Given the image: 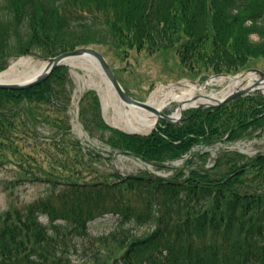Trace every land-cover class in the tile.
Instances as JSON below:
<instances>
[{
  "label": "trees",
  "instance_id": "obj_1",
  "mask_svg": "<svg viewBox=\"0 0 264 264\" xmlns=\"http://www.w3.org/2000/svg\"><path fill=\"white\" fill-rule=\"evenodd\" d=\"M13 2V31L0 32V71L10 57H54L91 46L95 32L110 35L111 45L124 53L130 46L149 54L172 50L186 70L203 72L202 80L236 74L264 58V0ZM13 38L17 45L11 54L7 48L11 49ZM40 44L44 47L37 53L34 48ZM69 82L68 69L57 67L36 87L0 89V168L17 161L19 171L16 179L3 181L5 189L29 182L26 175L42 168L36 153L28 151L41 138L39 124L53 126L62 138L53 145L66 156L54 157L52 164L67 172L74 154H81L78 143L66 138L70 98L63 94ZM87 98L97 109L99 101L94 92L81 101L80 118L90 131L84 119ZM93 113L95 124L111 134L101 139L112 150L164 163L181 158L195 144L249 136V131L264 125V97L255 93L219 108L186 111L179 123L160 122L148 136L111 129L96 109ZM63 139L70 149L63 147ZM235 155L227 160L226 155L218 156L211 169L193 168L185 174L193 161L189 159L174 173L173 180L179 184L114 175L112 182L79 185L62 180L57 168L51 167L53 171L47 172L56 180L47 182L45 197L18 208L10 206L0 214V264H76L59 256L67 247H53L46 227L59 229L60 223L69 231L62 239H85L88 223L107 212L117 216L114 229L90 237L91 252L83 248L80 253L73 246L80 255L77 264H264V152L247 161ZM103 199L110 200L111 206L96 210L93 200ZM40 216L47 217V226ZM152 223L151 233L139 234L141 227L150 228Z\"/></svg>",
  "mask_w": 264,
  "mask_h": 264
},
{
  "label": "rangeland",
  "instance_id": "obj_2",
  "mask_svg": "<svg viewBox=\"0 0 264 264\" xmlns=\"http://www.w3.org/2000/svg\"><path fill=\"white\" fill-rule=\"evenodd\" d=\"M15 4L13 0H0V32L8 29L13 31V12ZM26 32V28H23ZM94 44L89 46L93 49L101 52L108 63L111 65L117 78L122 84L124 90L133 99L140 102H147L151 93L159 87L174 85L184 82H190L193 84H203L207 80H202L204 76L203 72L199 71H189L186 70L178 59L177 54L172 51H157L149 54L148 51L142 49L138 50L136 46H130L124 52L116 48L115 45H111L110 35L103 34L101 32L94 33L91 36ZM256 40V37H253ZM24 41L23 43H25ZM17 45V41L11 40L10 48L7 51L14 53ZM28 45V42L25 44ZM44 47L43 44L38 45L34 48L37 53L41 52ZM18 50V49H17ZM35 59H44L42 57L33 56ZM19 57H10L6 59L7 68H9ZM46 58V57H45ZM2 64V62H0ZM68 68V78L70 84L67 83L66 89L67 94L64 96H69L70 103L67 109V115L69 117L70 133L67 134L66 138L71 141H75L81 148V154L74 152H68L70 157L76 156L72 162L73 167L69 171H64L59 169L55 164H52L54 157H58L59 160L65 158V154H61L60 150L54 148L53 143L62 140L61 135L56 133V129L53 126H48L44 124H39L37 126V132L40 135L38 142L35 144L37 147L34 149L28 148L30 153L35 152L36 158L42 162L41 169H34L29 175H26L29 182L22 183L21 185L15 187L13 190L5 189V184L3 181H9L11 179H16L19 173L17 161H12L6 163L4 167L0 168V214L4 213L9 209L10 206L21 207L25 206L36 199L45 197L48 193L49 186L47 182L56 180L55 175H49L47 171H53L51 167H55L56 172H60L59 175L62 180L69 181V183H78L79 185H92L94 183H101L108 180L112 182L114 180V175L128 176L141 174L143 170V164L140 163L136 158L128 157L121 153H112V149L107 146V144L102 140V135L105 138L111 135L109 132L102 131L98 124L96 125L94 120L96 118L93 116V109L97 110L99 117L102 122L107 126L109 121L112 119L114 112L112 108H108L104 111L99 94L94 90H89L88 87L84 86V81L89 79L88 75H91L95 80L101 81V78L92 71L84 70H72ZM251 68L258 69L264 73V58L255 60ZM244 71V70H243ZM243 71H240L237 75ZM82 78V79H81ZM221 87L219 85H213L207 88L208 91L219 90ZM81 90V91H80ZM88 91H93L98 97V109L94 106L93 100L87 98L84 101V119H87L91 130H87L85 125L82 124V119L78 113L81 112V100L84 98V94ZM69 93V95H68ZM253 95V94H252ZM262 95V94H261ZM263 96V95H262ZM264 97V96H263ZM176 104H173L174 108ZM194 109H188L190 111ZM185 111V112H186ZM96 113V112H95ZM167 114H171V110L166 111ZM160 123V121H159ZM110 128V127H109ZM113 129V128H111ZM115 130V129H114ZM250 133L249 136L241 137L244 144H233L230 146L229 143H221L217 141L210 144L206 149L209 150L208 155L205 158H194L192 164L185 167V171L189 169L198 168L200 170H209L214 166V160L218 156L226 155V160L230 157H235V154L242 153L243 161H247L248 158L254 156L257 151H264V125L261 128ZM33 137V136H30ZM67 139H63V147H69ZM237 145V146H234ZM73 146V145H72ZM235 147V148H234ZM232 148V149H230ZM92 152L91 156L86 153ZM74 154V155H73ZM242 161V159H241ZM172 165H180V160H170ZM224 167H221L223 170ZM46 171V172H45ZM162 174L171 173L170 168H164L159 170ZM21 177L24 179L25 175L20 173ZM34 177V179H33ZM104 193L105 190H101ZM96 210H101L104 207L111 206L110 200L103 199V201L93 200ZM115 219L111 212H107L103 217H100L91 221L88 224L89 235L85 239L75 238L70 239L68 236L66 240L62 239L63 235L68 233L67 229H64L63 224H57L59 229H53L51 226H47V217H39V221L44 224L48 230V234L53 238V244L57 245L58 249H65L67 247V252L61 250L59 256L70 257L73 259L74 263H79L80 255L77 254L76 248L73 246H78V252L82 253L83 248H88L89 252L90 245L92 244V238L99 236L101 234H107L115 227ZM154 223L148 227H141L139 234L148 235L154 228ZM56 231V232H55ZM92 237V238H90ZM91 246H94L91 245ZM63 247V248H62ZM52 251V249H51Z\"/></svg>",
  "mask_w": 264,
  "mask_h": 264
},
{
  "label": "bare ground",
  "instance_id": "obj_3",
  "mask_svg": "<svg viewBox=\"0 0 264 264\" xmlns=\"http://www.w3.org/2000/svg\"><path fill=\"white\" fill-rule=\"evenodd\" d=\"M63 63L68 65L73 71H92L101 78V81H98L88 75L89 79L85 80L83 78L82 81H84L85 87L95 89L98 92L104 111L108 108L113 109L114 115L109 121L111 125L127 132L139 134H147L156 127L159 115L121 102L109 87L91 56L84 54L70 57L66 58ZM46 65L47 63L43 60L33 57H22L0 74V81L12 83L31 80L42 74L46 69ZM256 78L255 74L248 73L244 77L222 76L203 84L184 82L162 86L151 93L147 104L161 112L171 110V119L175 120L180 117L183 111L189 108H195L198 105L215 104L230 92L252 85ZM213 85H219L221 89L208 91L207 88ZM259 87L264 95V86ZM173 104H176L174 108L172 107Z\"/></svg>",
  "mask_w": 264,
  "mask_h": 264
},
{
  "label": "water",
  "instance_id": "obj_4",
  "mask_svg": "<svg viewBox=\"0 0 264 264\" xmlns=\"http://www.w3.org/2000/svg\"><path fill=\"white\" fill-rule=\"evenodd\" d=\"M84 54H87L93 58V60L96 62L97 66H98V70H100L104 79L109 84V87L114 91V93L117 95L118 99L121 102H123L126 105L136 106L139 108L149 110L153 113H156L159 115V118L161 120H164L166 123H169V124H175L176 122H178L181 119L182 113L178 119L173 120V119H171V116H169L165 113H162L161 111H159L155 108H152L147 103L140 102V101H137V100H134L133 98H131L125 92V90L122 88V86L120 85L119 81L115 77V74H114L112 68L110 67V65L108 64V62L106 61L105 57L99 51H97L93 48H81V49H77V50L72 51V52L63 53V54H61L57 57H54V58H47V59H45V61L47 62L46 69L38 77L31 79V80H28V81H25V82L5 83V82L0 81V89L16 91V90H24V89L34 87V86L42 83L44 80H46L49 77V75L52 73V71L57 66L64 65L63 61L66 58L77 57V56H81ZM247 73H254L257 75V78L252 85L230 92L225 97H223L222 99L217 101L215 104L198 105L197 107H195V109L200 110V109L217 108V107H220V106L224 105L225 103H227L231 100H234L238 97L246 96L252 92L261 91L259 86H262V85L264 86V73L258 69H249V70L242 72L239 75V77H244ZM218 76H228V75L222 74V75H218ZM235 77H237V76H235ZM122 131L125 133H128V134L141 135V134L136 133V132H127L124 130H122ZM135 178L143 179V180L150 179V177H145V176H135ZM164 180H166V179H164Z\"/></svg>",
  "mask_w": 264,
  "mask_h": 264
}]
</instances>
